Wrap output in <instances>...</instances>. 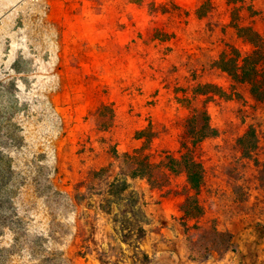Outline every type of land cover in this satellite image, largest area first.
I'll return each mask as SVG.
<instances>
[{"label":"rangeland","instance_id":"1","mask_svg":"<svg viewBox=\"0 0 264 264\" xmlns=\"http://www.w3.org/2000/svg\"><path fill=\"white\" fill-rule=\"evenodd\" d=\"M202 2L0 0V207L41 239L20 252L29 264H264V66L229 75L221 61L253 46L228 9L198 20ZM204 117L214 134L195 143ZM187 148L199 191L166 165ZM135 152L157 175L128 180L148 216L144 237L126 239L114 214L131 209H102ZM12 243L5 230L0 247Z\"/></svg>","mask_w":264,"mask_h":264},{"label":"trees","instance_id":"2","mask_svg":"<svg viewBox=\"0 0 264 264\" xmlns=\"http://www.w3.org/2000/svg\"><path fill=\"white\" fill-rule=\"evenodd\" d=\"M247 5L245 0H203L202 4L196 10V16L198 20H208V26H210V20L214 18L217 13L230 11L237 21L236 27L239 32V37L245 38L252 46L253 53L247 55L243 59L231 58L222 60L221 63L230 64L231 70L228 73L233 78L239 77V70H243L246 67L251 68L254 74H257L260 67L264 66V59H262V51L264 49V0L253 1L252 4L248 5L250 12L252 13V18L254 16L255 20L249 26L244 25L246 16L242 14V10ZM258 6V7H257ZM240 22V23H239ZM213 25L215 31H219L218 27ZM258 76L252 79L253 83H258ZM256 94H258L256 92ZM205 118V123L201 129L198 131H192L193 140L195 143H199L204 139L212 136L214 134L210 122L207 117ZM167 168L174 173L181 172L186 175L187 182L189 186L195 190L199 191L202 187L204 181V168L203 166L195 160L191 151L183 153L180 158H167ZM119 168L121 169L120 175L125 176L124 179H120L119 176L115 177L113 182L108 185L109 198L107 200V206L102 209L106 214H111L113 209L112 205L124 206L127 204L131 211H124L123 213H115L114 221L121 226L124 231L128 230V234L124 237L130 238L132 235L138 239H142L145 235L144 228L140 225L145 223L147 219V213H145L138 205L140 193L136 191H130L131 185L128 180H147L149 183L155 182V177L157 175V166H155L147 157L141 153L126 154L123 160L119 162ZM161 164V163H160ZM5 165L0 162V191L3 187H7L8 184L3 183L5 178V172L7 169ZM110 171V169H100L95 172V176L105 175ZM7 203V202H6ZM123 204V205H122ZM0 212V236L3 235L5 230H9L13 234V243L11 247H0V264H20L19 258L25 260L27 264L31 261L28 260L27 255L29 250L34 251V245L40 244L41 239L30 241L27 239L29 237L30 231L25 227L24 220L19 217L17 207L12 203L8 207V211L4 212V202L1 203ZM131 216V217H130ZM29 242V245H28ZM33 248V249H32ZM26 253L25 255L20 254ZM16 255L17 258H16ZM31 255V253H30ZM64 258L55 253H51L48 256L42 255L39 259L35 260L36 264H60Z\"/></svg>","mask_w":264,"mask_h":264}]
</instances>
